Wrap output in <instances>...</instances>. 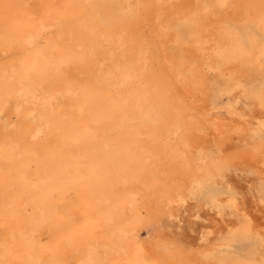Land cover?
<instances>
[{"label": "bare ground", "instance_id": "obj_1", "mask_svg": "<svg viewBox=\"0 0 264 264\" xmlns=\"http://www.w3.org/2000/svg\"><path fill=\"white\" fill-rule=\"evenodd\" d=\"M217 2L223 9H229L226 0ZM92 3V0H0V264H218L214 248L205 251L197 243L183 242L180 236L167 233L163 221L174 216V205L189 177L168 163V151L153 148L151 144L159 146L160 140L150 138L146 144L138 131L120 135L119 127L131 118L138 105H149V95L146 98L144 86L142 90L141 82L139 87L133 79L136 76L130 72L124 70V77L108 70L107 58L94 42L98 38L91 21ZM234 7L242 9V20L257 23L264 34V0H236ZM159 35L164 47L162 42L160 46L167 48L171 34L161 29ZM216 37L221 45L227 46L228 68L238 74L245 58H240L235 44L228 45L230 40L224 35ZM127 43L130 42L126 46ZM213 49L206 40L196 38L194 52L201 54L204 61H211ZM259 53L256 50L254 56L257 64ZM167 61L171 78L190 91L188 68L182 66L178 70L172 59ZM233 61L237 62L236 67L232 66ZM172 83L174 87V80ZM203 93L201 89V97L195 96V101L204 110L207 101ZM227 95L237 97L238 87L232 85ZM172 106V115L180 122L188 114L180 107L185 105ZM255 106L257 113L252 116L258 117L264 110V100L256 97ZM244 115L248 117L246 111ZM2 116L7 119V128ZM259 119L264 121V117ZM212 121L207 129L195 130L192 136L205 138L201 135L210 128L218 135H226L230 130L224 122ZM240 205L237 204L242 209ZM259 212L264 218L263 210ZM243 216L244 233L255 227L264 230V224H255V217L248 212L243 211Z\"/></svg>", "mask_w": 264, "mask_h": 264}, {"label": "rangeland", "instance_id": "obj_2", "mask_svg": "<svg viewBox=\"0 0 264 264\" xmlns=\"http://www.w3.org/2000/svg\"><path fill=\"white\" fill-rule=\"evenodd\" d=\"M108 1L92 0L93 13L91 21L92 25H94L93 30L95 36L98 38L94 40V42H96V47L102 55L104 54L103 57L107 58L106 65L112 74L114 72L116 75L125 77L126 74L124 70L130 72L133 77L136 76L133 78L136 83L141 82V89L144 86L143 88L145 90H142L146 92V98L149 95L147 98L149 105L147 106V102V107L143 104H140L142 106L138 105L136 111H134V113H136L135 116L133 115L134 113H132L131 118L126 119L119 127L120 129H118V131L120 135L131 133V131H138L141 133L142 139L146 144H149L150 138L160 140L162 143H160L159 146H157V143L151 144L153 148L155 150L164 149L168 151V163L176 168L184 177H189L188 184L179 196L177 204L175 203L174 205L176 206L173 209V211H175V217L172 216L163 221L167 224V233H169V235L180 236L183 242L188 241L197 243L198 247L205 251L214 248L216 251L214 252V258L217 257L215 260H217L218 264H264V233H262L264 230L261 231L255 227L246 233L243 232L246 225L243 211L255 217V224L257 222L264 224V218L261 217L259 212V209H261L264 214V121L259 119V116L264 117V110L258 114V117L252 116L257 113V107L255 106L256 97L261 101L264 100V34L260 31L257 23L241 19L242 9L236 10V7H234V2L236 0H226L227 7L230 10L223 9L217 0H202V2L201 0H196L197 2L194 0H184L181 3L180 0H152L150 4L147 3V0ZM173 2L176 3L174 4ZM201 3H203L205 7ZM150 6L152 11L149 9ZM171 6L172 9L170 8ZM166 7L169 9L167 8L168 10H166ZM193 7L195 8L192 9ZM201 10H203V13ZM232 10H234V12ZM132 20L136 22V25ZM113 25L116 30H113L115 29ZM127 27H129L130 30ZM161 29H165L172 36L171 40L168 42L170 44L167 45V48H162L164 46L159 35ZM191 29H193V32ZM217 35H224L227 41L230 40L228 45L232 46L235 44L236 48H239L236 50L239 52L240 58H242V56L243 59L245 58L243 63L239 66L238 74L231 72L228 68L230 58L227 54V46H223L217 41ZM133 36H136V38ZM139 36L142 38L140 39ZM137 37H139V39ZM196 38L204 39L207 44L213 45L214 49L211 52L210 62L204 61L201 54L194 52L196 49ZM124 39L126 42H130L127 43V46ZM144 40L145 42H143ZM139 41L141 43H139ZM109 43H112L111 46ZM256 50L260 52L259 65L256 63V60H254ZM109 51L111 53L113 51V53L111 54ZM125 51L127 53H125ZM111 57H113V59H111ZM150 57H152V61ZM133 58L134 60L129 61ZM166 58L172 59L178 70H181L182 66L188 68L186 72L190 79V85L187 87L191 88L190 91L185 89L182 82L173 79V77L171 78L169 74L172 75V73L169 70ZM232 63L233 65H231L233 67L237 66V62L233 61ZM117 65L119 66L117 67ZM143 65H145V67ZM193 67L195 69H191ZM135 71L137 72L135 73ZM171 79L174 80V87ZM232 85L238 87L237 97L227 95ZM138 86L140 87V83ZM201 89L204 90L203 95L207 101V109L204 110L199 107V102L195 101L196 97H201V94H199ZM154 92H156V94ZM191 93L193 95H191ZM170 103L172 105H185L180 107L184 110V114H188H185L184 119H181L180 122L172 115L173 110L171 107L174 106ZM245 111L248 117H245ZM157 115H159V117ZM219 115L222 119L224 118V120H221ZM163 117H165L166 120ZM2 118L5 120V116H2ZM211 119L213 120L212 122H215V120L224 122L223 124L228 126L230 130L226 135H218L212 131L213 128H210L211 130L205 131V135H201L205 138L192 136L195 130L202 131L203 129H207ZM4 124L5 128L9 126L7 119L4 121ZM192 124L194 126H192ZM155 128L158 129L155 130ZM179 129H181L180 132L178 131ZM161 131L163 133H161ZM147 135H149V138ZM161 137L165 141L160 139ZM179 138L182 140H179ZM196 138L197 141L195 142L194 139L196 140ZM225 150L228 152L226 153ZM179 153H181V155ZM176 154L179 155L177 156ZM234 158L236 160H234ZM236 203L241 204L240 206H243L242 209L237 206Z\"/></svg>", "mask_w": 264, "mask_h": 264}]
</instances>
